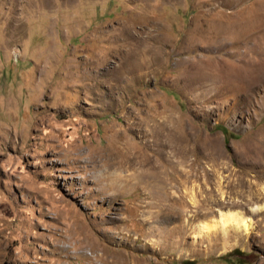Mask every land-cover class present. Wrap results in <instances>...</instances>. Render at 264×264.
<instances>
[{
	"label": "rangeland",
	"instance_id": "1",
	"mask_svg": "<svg viewBox=\"0 0 264 264\" xmlns=\"http://www.w3.org/2000/svg\"><path fill=\"white\" fill-rule=\"evenodd\" d=\"M234 250L264 264V0H0V264Z\"/></svg>",
	"mask_w": 264,
	"mask_h": 264
},
{
	"label": "trees",
	"instance_id": "2",
	"mask_svg": "<svg viewBox=\"0 0 264 264\" xmlns=\"http://www.w3.org/2000/svg\"><path fill=\"white\" fill-rule=\"evenodd\" d=\"M221 130L223 131V133L225 134V136L227 137V142H229V136L230 133L229 131L225 128V127H221ZM242 256H245V254L239 250H234L230 253H227L225 255L219 256L217 258H215L214 260L217 263H225V264H236L233 261V258H237L239 261V264L244 263L242 261ZM181 264H197L196 261H191V260H185L183 261Z\"/></svg>",
	"mask_w": 264,
	"mask_h": 264
},
{
	"label": "bare ground",
	"instance_id": "3",
	"mask_svg": "<svg viewBox=\"0 0 264 264\" xmlns=\"http://www.w3.org/2000/svg\"><path fill=\"white\" fill-rule=\"evenodd\" d=\"M236 221H237V219H235V217L233 215H224L223 218H222V222H223L224 226H227L228 224H230L232 222H236ZM246 223H247L246 221L243 222L244 225H246Z\"/></svg>",
	"mask_w": 264,
	"mask_h": 264
}]
</instances>
